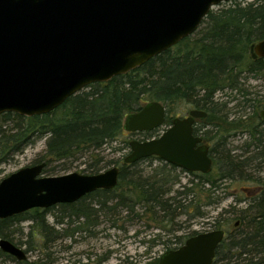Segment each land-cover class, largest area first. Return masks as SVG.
I'll return each instance as SVG.
<instances>
[{
  "label": "trees",
  "instance_id": "1",
  "mask_svg": "<svg viewBox=\"0 0 264 264\" xmlns=\"http://www.w3.org/2000/svg\"><path fill=\"white\" fill-rule=\"evenodd\" d=\"M221 6L208 14L193 36L184 39L177 46L126 75L115 77L107 83L90 85L87 87L91 88L89 93L82 94L84 91H81L50 116H41L42 118L33 122V129H27L20 135L22 138L8 144L12 146L9 148V156L22 152L31 139L46 136V155L49 159L45 160L47 166L43 174L54 173L51 168L54 162L73 163L84 157L89 163L82 173H102L113 162L100 157V152L104 146L123 137L124 118L131 112L141 110L143 96L153 91L156 98L167 102L166 108L179 103L181 98H186L192 99L196 103L195 107L209 111L205 123L212 131L206 130L203 139L205 143L211 144L213 171L207 175L193 173V179L183 185L180 172H184H179L176 167L156 158L144 159L134 164H124L123 159L122 162H116L115 166L120 170L117 187L110 191L98 190L83 198L84 200L102 198L103 208L107 206V202L116 201L118 206H122L131 215H134L135 207H144L151 215L160 213V221L159 217H156V221L167 228L179 216L190 214L192 210L195 212L193 217L204 218L202 207L220 203L221 200L217 199L215 193L222 189L223 184L256 182L249 172L260 171L264 162V142L259 138L264 137V121L259 114L255 116L254 123L231 120L229 113H225L226 110L223 112L225 114L216 115L215 111H218L220 104L215 103L214 95L225 86L234 87L238 78L244 74L264 75V58H258L253 52V47L264 40V0L232 1ZM136 102L137 105L134 104ZM57 112L62 113L61 117L57 118ZM8 115L10 114L2 117L6 118ZM239 129L242 130L241 133L248 132L255 140L254 147H246L244 153L248 157L233 154L228 148V139L234 136L229 133ZM2 133L0 127V135ZM209 133L212 135L209 136ZM123 143L130 153V141L124 140ZM8 145L4 147H10ZM3 154L8 153L2 152L0 156L4 157ZM153 160L159 162L157 167H150L149 171L138 169L140 163ZM40 163L37 160L35 165ZM64 170L69 171L70 167H65ZM177 186L179 189L175 190ZM172 193L175 195L170 196ZM202 197L208 198L209 203L202 204ZM238 202L240 201L237 199L236 204ZM61 207H77V210L55 215L53 226L47 221V215L51 212L49 209H33L22 215L0 220V240L15 243V227L31 222L27 249L33 252L39 250L42 254L35 264H51L54 244L62 238H70L75 233L88 230L85 225L71 232L65 229L58 231L56 228L65 224L66 216L71 218L77 215L79 218L81 215L91 219L97 214L83 205L81 200ZM227 214L230 215L223 219L218 217L209 224L212 229L226 232V237L217 248L215 263L246 264L249 261L248 264H258L253 263V259L259 257L264 261V205L256 206L251 202L243 210L232 205ZM236 222L239 224L235 227ZM195 234L197 232L186 236L184 240ZM34 240L37 247H32ZM0 257L18 264H27L26 261H16L1 250ZM150 264H158V260Z\"/></svg>",
  "mask_w": 264,
  "mask_h": 264
},
{
  "label": "water",
  "instance_id": "2",
  "mask_svg": "<svg viewBox=\"0 0 264 264\" xmlns=\"http://www.w3.org/2000/svg\"><path fill=\"white\" fill-rule=\"evenodd\" d=\"M233 0H0V116L46 115L97 83L136 70L192 36L215 8ZM264 58V40L253 47ZM191 111L159 138L130 142L124 164L157 157L187 173L210 174V147L194 136L205 118ZM264 121V109L260 112ZM166 120L165 107L151 102L126 116L128 133L151 132ZM45 163L23 168L0 182V220L33 209L74 204L98 190H114L120 170L96 175H42ZM239 222L235 223V227ZM223 231L196 235L163 254L158 264H215ZM0 249L18 261L25 251L8 240Z\"/></svg>",
  "mask_w": 264,
  "mask_h": 264
},
{
  "label": "rangeland",
  "instance_id": "3",
  "mask_svg": "<svg viewBox=\"0 0 264 264\" xmlns=\"http://www.w3.org/2000/svg\"><path fill=\"white\" fill-rule=\"evenodd\" d=\"M240 1L242 0H233V2ZM220 7L222 6L220 5L215 7L213 10H217ZM90 90L91 88H86L83 90L84 93L82 94L89 93ZM143 97L144 99L142 101L143 104L141 105V109L143 106L151 102H158L164 106L167 103L156 98L153 91H149L148 95L145 94ZM214 99L215 103L220 104L217 109L218 111H215L216 115H220L226 110L225 113H229L231 120L238 119L242 120L243 123H246V121L254 123L255 116L259 114L260 110L264 109L260 108L261 106H264V75L253 73L244 74L238 78V82L234 87L225 86L221 90L217 91L214 95ZM134 104L137 105V102ZM195 104L192 99L181 98L179 103L177 102L176 104L165 108L170 117L174 118L176 116H186L188 111L196 106ZM222 104L227 105L224 106ZM56 110L41 116H50ZM56 114L57 118L62 115V113L58 112ZM130 114H133V112ZM41 116L27 118H20V116L16 114H10L6 118L2 117V115L0 116V127L3 131L0 135V153H8L5 155L3 154L4 157L0 156V182L23 168L34 166L37 160L41 162L40 164H47L45 160L49 158H47L46 155V142L48 138L46 136H37L31 139L30 142L23 147L24 149L22 152L9 156V148L12 146L8 144L15 143L14 141L22 138L23 136L20 135L25 133L27 129H33V122L35 123L38 121L39 118H42ZM125 118L123 120V125ZM166 128L168 127L165 125L162 126L156 133L153 132L155 133H152L153 135H146L142 133L133 136L124 131L123 137L116 142L104 146L100 152V157H104L107 162H113L108 169H105L104 171L113 168L116 166V162H122L128 155L129 150L125 147V144L123 143L124 140H128L130 142L134 140H151V138L162 135L166 131ZM259 130L261 131V129ZM241 131L242 130L239 129L229 133L234 136H231V138L228 139V148L233 151V154L244 156L246 155V153H244L247 150L246 147H254L253 142L255 140L250 137L248 132L241 133ZM259 138H261L264 142V137ZM11 140L13 142H11ZM5 145L10 147H4ZM250 150L253 151L252 149ZM246 156L248 157L249 155ZM70 163H52L51 168L54 170V173L44 174V177H58L71 173L88 175L87 173H82L87 168L89 163L86 157L75 160V162L71 164ZM254 163L256 165L258 164V162ZM158 165L159 162L156 160L146 161L140 163L138 169L149 171L151 169L150 167L155 168ZM65 167H70V170H64ZM261 168L262 167H260V170ZM258 173L259 172L256 173L255 171L249 172L251 177H254L255 180L258 177L264 178V173H260V176H258ZM180 175L183 185L189 183L193 179L191 174L185 172H180ZM254 186L255 184L251 182H239L236 184L232 182L225 183L223 184L222 189L215 193L217 199L221 200L220 203L209 207H202L201 212L205 213L204 218L199 216L193 217L195 212L192 210L190 214H182L179 216L175 223H168L169 225L167 228L160 226V224L156 221V217H159L160 221V213L156 216L151 215L145 211L144 207H135V213L134 215H131L129 211L124 209L122 206H118L116 201L107 202V206L103 208L101 203L104 202V199L102 198L95 197L94 199H81L83 205L89 207L91 210H94L97 214L92 216L91 219H87L81 215H79V218L77 215H73L71 218L67 217L68 215L66 216L65 224L56 228L58 231L65 229V231L67 230L71 232L75 228L83 227L85 225H87L88 230L82 233H75L70 238H62L54 244L51 250L54 253L50 259L51 264L153 263L159 260L163 254L168 252L170 248L177 244L178 237L185 238L193 232H205L209 229V224L216 218L221 217V219H223L228 217L230 214L227 213L232 205H237V208L241 210L246 209L248 204L241 203V201L236 204L237 199L239 200L247 196V194L243 192V189H249L252 191L255 188ZM177 189H179L178 186L175 190ZM202 199V204L209 203L208 198L202 197ZM61 206L62 205H57L49 209L51 212L47 215L48 224L53 226L56 220L55 215H59L61 212L70 213L72 210H74V212L77 210V207L62 208ZM135 215L139 217L136 216L135 218ZM31 225V222H24L15 227L17 232L14 235L13 240L16 243L21 242V245L19 246L23 249H27L26 242L28 241L27 236L31 231ZM37 245L38 244H36V241L34 240L32 247H37ZM41 256L42 254L39 250L34 251L28 255V260L26 262L27 264H35ZM259 258L253 259V263L264 264V261ZM248 263L249 261H246V264ZM0 264L18 263L0 257Z\"/></svg>",
  "mask_w": 264,
  "mask_h": 264
},
{
  "label": "flooded vegetation",
  "instance_id": "4",
  "mask_svg": "<svg viewBox=\"0 0 264 264\" xmlns=\"http://www.w3.org/2000/svg\"><path fill=\"white\" fill-rule=\"evenodd\" d=\"M134 71V70H133ZM165 107V106H164ZM260 108H262V107H260ZM202 111V112H205L206 113V117L205 118H197V119H195V121H194V124H193V134H194V136H197V137H201L202 138V144H205V145H208L209 147L211 146V144H207V143H205V141H204V139H203V135L206 133L205 131L207 130V131H212L211 130V128L208 126V124L207 123H205V119H207L208 117H209V111H207V109H202V108H197V107H193V109H191V110H189L188 111V113H187V115L186 116H176V117H174V118H172V117H170V115H169V113H168V111L166 110V108H165V112H166V120H165V123H164V125L165 126H167L168 128L169 127H171L172 126V124H173V121L175 120V119H186V118H189V116H190V112L191 111ZM259 110V109H258ZM257 110V111H258ZM263 110V109H262ZM260 112H261V110H260ZM260 112H259V116H260ZM4 115V114H3ZM169 119H171L169 122H168V124H166V121L167 120H169ZM263 121V120H262ZM264 123V122H263ZM163 125V126H164ZM263 126H264V124H263ZM168 128H166V130L168 129ZM160 128H158V129H156V130H154V131H151V132H138V133H128V134H130V135H137V134H142V133H144V134H146V135H153V134H155L158 130H159ZM125 131V130H124ZM126 132V131H125ZM153 132H155V133H153ZM153 133V134H152ZM212 135V133H209V136H211ZM161 136V135H160ZM159 136V137H160ZM159 137H154V138H151V139H156V138H159ZM146 141H148V140H146ZM140 142H144V141H140ZM211 148V147H210ZM211 157V156H210ZM152 158H156V159H158L157 157H152ZM147 159H149V158H147ZM211 159H212V157H211ZM144 160V159H143ZM158 160H160V159H158ZM160 161H162V160H160ZM212 161H213V159H212ZM162 162H164V161H162ZM164 163H166V162H164ZM166 164H168V163H166ZM264 164V163H263ZM39 165V164H38ZM169 165H171V164H169ZM35 166V165H34ZM46 166H47V164H45V168H46ZM172 167H175V166H173V165H171ZM214 166V165H213ZM44 168V169H45ZM44 169H43V171H44ZM177 171H183V172H185L184 170H181V169H179V168H177ZM212 171H213V169H212ZM257 172H259L258 174V176H260V173L261 174H263L264 173V165L262 166V168H261V170L260 171H257ZM256 172V173H257ZM185 173H187V172H185ZM188 174H193V173H188ZM42 175L44 176V174L42 173ZM254 184H255V188L252 190V191H250L249 189H243L244 191L243 192H245L246 194H247V196L246 197H244V198H241V199H239V201H241V203H244V204H250L251 202H252V205H256V206H260V205H264V178L263 177H258L257 179H256V182H253ZM249 191H250V194H249ZM174 194L175 193H172L170 196H174ZM210 231H222V230H216V229H212L210 226H209V229L207 230V231H205V232H210ZM205 232H202V233H205ZM224 232V234H225V237H226V232L225 231H223ZM228 233V232H227ZM198 234H201V233H197V234H195V235H193V236H191V237H189L188 239H186V240H184L185 238H178L177 239V244H175V246L174 247H172V248H170V250L169 251H173V250H177V249H179V248H181L182 246H184L185 245V243H186V241L187 240H189L190 238H193V237H195L196 235H198ZM223 242V241H222ZM16 243V242H15ZM15 243H13V244H15ZM19 243H21V242H19ZM17 247H19V248H21L19 245H21V244H18V243H16L15 244ZM220 246V245H219ZM218 246V247H219ZM21 249H23V248H21ZM1 250V249H0ZM24 251H25V253H26V255H27V260H28V255L30 254V253H33V251L32 250H28V249H23ZM168 251V252H169ZM16 259V258H15ZM27 260H25V261H27ZM16 261H18L17 259H16ZM25 261H18V262H25ZM92 264H95V263H92ZM216 264V263H215ZM259 264V263H258Z\"/></svg>",
  "mask_w": 264,
  "mask_h": 264
}]
</instances>
